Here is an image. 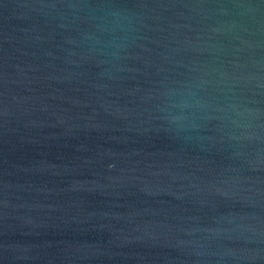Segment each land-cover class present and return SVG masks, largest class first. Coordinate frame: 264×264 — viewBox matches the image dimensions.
<instances>
[{
	"label": "water",
	"instance_id": "obj_1",
	"mask_svg": "<svg viewBox=\"0 0 264 264\" xmlns=\"http://www.w3.org/2000/svg\"><path fill=\"white\" fill-rule=\"evenodd\" d=\"M0 264H264V0H0Z\"/></svg>",
	"mask_w": 264,
	"mask_h": 264
}]
</instances>
